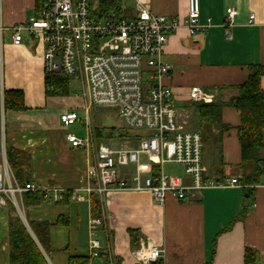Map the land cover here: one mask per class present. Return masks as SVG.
<instances>
[{
	"label": "crops",
	"instance_id": "0c3cea01",
	"mask_svg": "<svg viewBox=\"0 0 264 264\" xmlns=\"http://www.w3.org/2000/svg\"><path fill=\"white\" fill-rule=\"evenodd\" d=\"M125 3H129L132 16L137 14L138 4L181 22L188 15V0H124ZM40 5L41 0H0V164L7 149L19 151L23 176L17 178L8 163L16 182L57 187L65 191L66 198L88 184L94 152L73 148L67 139L68 127L60 120L65 113L84 112L82 99L73 95L46 98L43 46L28 31L22 32L21 45L13 44L11 28L29 22ZM229 8L237 12L230 29L231 39L223 27ZM250 15L255 16L253 24H249ZM201 16L204 24L210 21L207 28L191 36L181 26L170 35L166 46L165 58L172 65V73L164 83L173 90L180 122L188 130H193L197 121L193 109L188 107L194 103L189 97L191 89L199 88L212 100L219 99L221 94L212 91L214 88L241 85L250 65L264 66V0H201ZM261 85L264 89V77ZM6 90L23 91L27 109L5 111ZM84 117L87 119L85 112ZM78 122H82L81 116ZM223 123L231 129L222 137L217 126L205 134L206 174L217 181L243 173L237 110L224 108ZM114 142L117 145H108H127L126 139ZM107 143H98L95 135L96 147ZM142 161L147 163V158L142 157ZM135 170V165L123 167L119 180H130ZM175 173L181 174L182 170ZM64 200L51 202L45 198L25 209L24 194L19 197L26 220L52 224L50 250L43 251L48 264H69L71 256H89L90 264H135L132 253L140 246L141 238L147 245L166 249L165 264H244L247 247L255 249L258 264H264V175L251 197L243 188H213L195 191L184 202L169 197L160 206L147 191H120L103 201L99 199L97 214L91 199ZM245 209L246 217L234 221ZM96 215L105 217V225L97 232L101 256L92 258L89 221ZM9 218V206L0 208V264H10ZM59 219L63 224H58Z\"/></svg>",
	"mask_w": 264,
	"mask_h": 264
},
{
	"label": "built area",
	"instance_id": "2783aa9c",
	"mask_svg": "<svg viewBox=\"0 0 264 264\" xmlns=\"http://www.w3.org/2000/svg\"><path fill=\"white\" fill-rule=\"evenodd\" d=\"M94 0H41L37 15L29 22L15 25L13 44L23 43L22 32L28 31L43 46L44 69L47 77L62 76L83 101L87 122L86 138L69 134L73 148L93 150L94 159L88 171V184L71 192L77 202L89 201L92 195L104 198L114 192L147 191L157 205L164 206L169 197L184 202L191 193L213 188H245L240 176L214 180L207 176L204 165L203 136L188 130L180 122V112L173 90L164 81L172 73L166 61V46L179 27L191 36L208 27L201 16V0H188V15L181 22L176 17L152 13L138 4L137 14L123 16L119 11L93 7ZM236 10L226 11L224 29L231 39ZM255 16L250 15L249 24ZM0 27V64L2 60ZM194 103H210L212 98L199 88L189 94ZM113 108L119 113L127 133V145L113 148L107 144L95 146V134L89 120L93 108ZM61 122L70 127L80 121L77 112L61 115ZM137 142V146L130 144ZM133 145V144H132ZM142 157L147 158L143 163ZM136 166L128 181L119 180L117 167ZM167 165L180 168L181 174L167 172ZM147 171L145 173L144 171ZM27 192L44 194L51 202H60L65 191L33 184L20 185L9 171L8 161L0 164V208L11 203L21 213L19 197ZM255 206V205H254ZM105 225V217L94 216L89 221L90 254L100 257L102 246L97 232ZM163 247L140 246L132 253L135 264H152L165 260Z\"/></svg>",
	"mask_w": 264,
	"mask_h": 264
},
{
	"label": "trees",
	"instance_id": "16d2710c",
	"mask_svg": "<svg viewBox=\"0 0 264 264\" xmlns=\"http://www.w3.org/2000/svg\"><path fill=\"white\" fill-rule=\"evenodd\" d=\"M124 0H98L103 11L114 9L120 11ZM264 77V66L250 65L246 81L238 86L214 88L221 94L219 99L215 98L210 103H190L196 116L195 128L203 136L204 144L206 135L212 127H219L221 137L231 129V126L223 123V110L232 107L237 110L240 116V125L237 128V138L241 146V170L240 182L245 186L244 191L248 196H253L256 186L260 183L264 175V89L261 80ZM45 95L48 97H65L72 95L69 82L62 76L45 78ZM5 111H23L25 107V97L21 90L4 91ZM206 134V135H205ZM98 143L115 139L130 138V133L126 131L116 132V129L101 130L95 132ZM205 152V148H204ZM19 151L13 149L6 150L9 166L17 178L23 176L24 163L20 162ZM221 177L218 180H224ZM71 193L67 194L63 202L69 201ZM44 194L39 192L24 194L25 209L44 200ZM92 207L95 214L99 210L98 195H92ZM9 245L10 264H48L43 253L50 250V233L52 224L43 221H28L31 232L23 223L17 209L9 203ZM26 213V212H25ZM245 209L236 220H243L246 217ZM98 216V215H96ZM58 224H63L59 219ZM258 253L255 249L247 247L245 249L244 264H258ZM69 264H90L89 256L70 257ZM107 264H111L107 261ZM137 264V263H136ZM152 264H165L164 260H158Z\"/></svg>",
	"mask_w": 264,
	"mask_h": 264
},
{
	"label": "rangeland",
	"instance_id": "374dc122",
	"mask_svg": "<svg viewBox=\"0 0 264 264\" xmlns=\"http://www.w3.org/2000/svg\"><path fill=\"white\" fill-rule=\"evenodd\" d=\"M93 7L98 9L99 8V2L98 0H94L93 1ZM123 16H126V17H131L132 16V9L129 5V3H125L122 5V9H120L119 11ZM9 39V35L5 34V41H8ZM71 92H75L77 94L80 95L79 93V87L76 83H74V86H72V89H71ZM73 98H76L74 95L72 96ZM79 116L82 117V122H78L77 124L75 125H72L70 127H68V132L70 134H73V135H76L77 137L79 138H86V125L88 124L87 122V119L86 117H84V112L82 111H79V110H75ZM90 120H91V124H92V128L94 130V132H96V129H101V130H110V129H116V132H120V131H126L125 130V127H124V123L122 121V119L120 118L119 116V113L116 109H113V108H109V107H106V108H103L102 110L100 111H97L96 109H93L91 112H90ZM113 141V142H112ZM115 140H108L106 142H102V143H107V145H117V142H114ZM130 146H133L132 144L129 143ZM205 154V152H204ZM131 168V167H130ZM123 169V167H117V170L120 174V171ZM165 170L167 172H175V171H180L181 172V169L180 168H174L173 166H170V165H167L165 167ZM22 221L24 224H27L28 227H29V224H28V221L26 220V216L23 212V210L21 211V213L18 211ZM30 229V227H29ZM28 229V230H29ZM31 232V230H29Z\"/></svg>",
	"mask_w": 264,
	"mask_h": 264
},
{
	"label": "water",
	"instance_id": "95a60500",
	"mask_svg": "<svg viewBox=\"0 0 264 264\" xmlns=\"http://www.w3.org/2000/svg\"><path fill=\"white\" fill-rule=\"evenodd\" d=\"M99 110V109H98ZM26 225V227L29 229V227H28V225L27 224H25ZM30 230V229H29Z\"/></svg>",
	"mask_w": 264,
	"mask_h": 264
}]
</instances>
